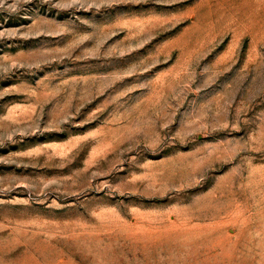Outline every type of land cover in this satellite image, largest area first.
Here are the masks:
<instances>
[{"label": "rangeland", "instance_id": "374dc122", "mask_svg": "<svg viewBox=\"0 0 264 264\" xmlns=\"http://www.w3.org/2000/svg\"><path fill=\"white\" fill-rule=\"evenodd\" d=\"M0 264H264V0H0Z\"/></svg>", "mask_w": 264, "mask_h": 264}]
</instances>
